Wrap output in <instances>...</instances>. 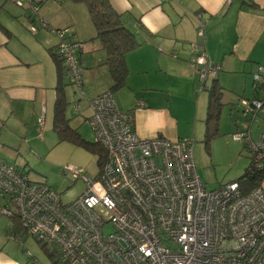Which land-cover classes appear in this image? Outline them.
<instances>
[{
	"label": "built area",
	"instance_id": "built-area-1",
	"mask_svg": "<svg viewBox=\"0 0 264 264\" xmlns=\"http://www.w3.org/2000/svg\"><path fill=\"white\" fill-rule=\"evenodd\" d=\"M13 3L28 10L31 33L43 27L58 36L55 53L69 82L85 98L78 55L83 42L66 39L67 27L50 26L38 13L39 2ZM197 17L201 36L205 22ZM190 51L201 91L217 67L199 42L191 43ZM252 79L257 97L238 99L247 124L264 119V66H258ZM86 100L90 114L84 120L105 151L96 179L83 176L85 190L62 203L45 182L31 180L0 159V194L9 203L0 206L1 214L17 217L23 230L54 252L61 264H264L260 184L248 192L237 181L207 190L196 171L193 140L138 136L109 90ZM44 118L43 109L41 127ZM232 138L245 145L251 168L264 172V132L252 139L247 127L232 132ZM63 170L73 176L80 172L72 165ZM13 237L22 243L20 236Z\"/></svg>",
	"mask_w": 264,
	"mask_h": 264
},
{
	"label": "crops",
	"instance_id": "crops-1",
	"mask_svg": "<svg viewBox=\"0 0 264 264\" xmlns=\"http://www.w3.org/2000/svg\"><path fill=\"white\" fill-rule=\"evenodd\" d=\"M35 1L40 3L38 13L50 26L67 27L66 39L83 42L78 55L85 99L108 90L105 51L94 39L95 29L85 5L70 0ZM12 2L0 0V126H5V131L14 128L9 124L11 118L21 123L27 104L33 110L36 104L52 101L53 109L55 83L50 85V78L56 76V66L51 52L58 43L56 34L43 27L35 33L34 42L28 41L29 12ZM108 2L139 42L125 55V84L113 93L118 109L130 116L138 136H187L188 129L181 125L183 117L174 109L176 96L185 98L189 106L183 124L190 127L193 121L195 125L202 97L190 51L193 42L205 48L209 62L217 67L215 77L204 90L213 80L223 89L220 130L232 133L248 127L252 139L264 132V119L256 117L247 124L238 106L239 98L258 95L252 86V74L259 65L264 66V0H254V7L240 0ZM198 14L205 22L201 36L197 32ZM22 126L26 128L24 122ZM0 144V153L6 159L9 151ZM260 185L264 188V179ZM5 230L8 237L16 234L12 224ZM21 244L0 241V264H32L21 254Z\"/></svg>",
	"mask_w": 264,
	"mask_h": 264
},
{
	"label": "rangeland",
	"instance_id": "rangeland-1",
	"mask_svg": "<svg viewBox=\"0 0 264 264\" xmlns=\"http://www.w3.org/2000/svg\"><path fill=\"white\" fill-rule=\"evenodd\" d=\"M12 1L10 0V2ZM28 32L30 33L28 34V41L32 40L34 42L35 34ZM50 79V85L56 83V76ZM62 79L65 100L64 113L66 118L69 119L70 126L75 128L82 139L94 142L95 134L84 120V117L90 114L87 100L81 98V95L75 86L69 83V79L65 74ZM95 87H98L97 84H95ZM199 92L202 99L198 102L199 111L194 126L193 121L190 127L189 124H183L189 115V106L186 99L176 96L173 99V105L175 111L183 117L181 118L182 127L188 129L185 134L187 135L186 138L193 140L192 155L197 174L204 183L205 188L213 190L223 184L237 180L248 166L250 156L247 149L241 145L242 143L232 138V133H224L220 128L219 134L210 141L209 147H205L203 132L206 112L205 103L208 94L206 90ZM75 105H78L77 112L74 111ZM43 107L45 108V118L44 125L41 127L38 124V118L41 116ZM194 109L195 107H193L192 113ZM52 117V101L47 104H36L33 110L32 105L27 104L21 114V123L11 118L9 124L14 128L5 131V126H0L2 138H7L8 135L6 140L0 138V143H3L2 148L9 151L7 160L1 153L0 159L16 166L20 171L27 174L31 180L45 182L59 193L62 203H68L85 190L86 182L83 176L88 174L91 179H96L98 176V170L100 169L98 154L67 138L61 139L52 128ZM23 122L26 128L22 126ZM67 165L75 166L80 170L79 174L73 176V173L65 172L63 167ZM6 201L7 199L0 194V206L9 205ZM12 223L11 218L0 213V241L11 240L21 244L17 239L4 235L8 233L5 230L6 227ZM20 238L22 241L21 254L30 263L61 264L56 260L54 252L45 249L41 242L28 235L24 230L20 231Z\"/></svg>",
	"mask_w": 264,
	"mask_h": 264
},
{
	"label": "trees",
	"instance_id": "trees-1",
	"mask_svg": "<svg viewBox=\"0 0 264 264\" xmlns=\"http://www.w3.org/2000/svg\"><path fill=\"white\" fill-rule=\"evenodd\" d=\"M75 3L85 5L89 18L95 29L94 39H97L105 51V60L103 64L107 70L108 90L114 93L125 84L127 76V66L125 55L133 50L139 42L134 34L123 24L121 16L114 11L108 0H70ZM241 4H246L251 7L255 6L254 0H240ZM56 66V83H55V98L52 109V128L61 139H69L79 145H82L87 150L98 154V165L101 167L105 160V151L103 147L96 141L89 142L80 137L75 128L69 124V119L64 113V90H63V75L65 70L61 60L51 52ZM70 83V82H69ZM71 84V83H70ZM207 90V105L204 117V132L203 142L206 148L209 147L210 141L219 134V124L221 118V110L223 107L222 93L223 89L218 84L217 80H213ZM257 91V90H255ZM254 97H257L254 96ZM243 144V143H242ZM243 147L245 145L243 144ZM264 179V172L254 171L250 162L244 173L234 181L239 182L243 192H248L255 186L259 185ZM11 218V217H10ZM12 230L15 231V236L18 232L23 231L17 217H12ZM39 242V241H38ZM45 248V246L42 244ZM46 249V248H45ZM53 255V253H51ZM56 257V256H55ZM56 260L58 261L57 257ZM55 261V263H57Z\"/></svg>",
	"mask_w": 264,
	"mask_h": 264
}]
</instances>
